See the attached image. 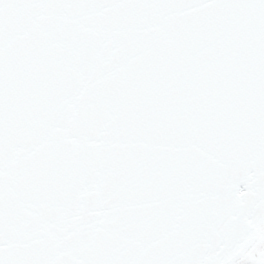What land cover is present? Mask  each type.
<instances>
[{"label":"snow or ice","instance_id":"obj_1","mask_svg":"<svg viewBox=\"0 0 264 264\" xmlns=\"http://www.w3.org/2000/svg\"><path fill=\"white\" fill-rule=\"evenodd\" d=\"M0 264H264V0H0Z\"/></svg>","mask_w":264,"mask_h":264}]
</instances>
